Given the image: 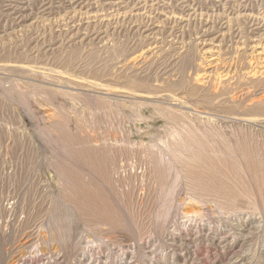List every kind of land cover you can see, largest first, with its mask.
<instances>
[{
	"label": "rangeland",
	"instance_id": "1",
	"mask_svg": "<svg viewBox=\"0 0 264 264\" xmlns=\"http://www.w3.org/2000/svg\"><path fill=\"white\" fill-rule=\"evenodd\" d=\"M263 48L264 0H0V264H264Z\"/></svg>",
	"mask_w": 264,
	"mask_h": 264
},
{
	"label": "bare ground",
	"instance_id": "2",
	"mask_svg": "<svg viewBox=\"0 0 264 264\" xmlns=\"http://www.w3.org/2000/svg\"><path fill=\"white\" fill-rule=\"evenodd\" d=\"M264 49V48H263ZM257 50V49H256ZM260 52H261V50H260ZM211 56V55H210ZM263 69V68H262ZM253 73V72H252ZM202 135V134H201ZM201 137V136H200ZM203 138H205V136L203 137ZM200 139V138H199ZM198 140V139H197ZM207 140V139H206ZM182 143V142H181ZM171 145V144H170ZM193 146H196V151L197 152H200V153H206V154H212V155H215L216 153H218L219 151L217 150V144H215V143H213V142H209V140H207V141H195V140H193L192 138H189V140L186 142V143H184L183 144V147H186L189 151H193V152H195L194 151V147ZM171 147V146H170ZM158 148V147H157ZM227 148V147H226ZM230 148V147H229ZM225 150V149H224ZM227 150V149H226ZM225 150V151H226ZM229 150V149H228ZM187 153V152H186ZM191 154V153H190ZM201 154V155H202ZM234 154V153H233ZM191 155H194V156H197L196 155V153H194V154H191ZM190 156V155H189ZM193 156V157H194ZM223 156V155H222ZM153 157V156H152ZM186 157V156H185ZM201 157V156H200ZM155 158V157H154ZM190 158V157H189ZM189 158H188V160H189ZM157 159V158H156ZM194 159V158H193ZM209 159V158H208ZM208 159H207V161H208ZM231 159V158H230ZM169 160V159H168ZM210 160V159H209ZM196 161V160H195ZM235 161V160H234ZM181 162V161H180ZM189 162V161H188ZM191 162V161H190ZM192 162H193V160H192ZM166 163V162H165ZM175 163V162H174ZM205 163V162H204ZM247 163V162H246ZM195 164V163H194ZM201 164H203V163H201ZM206 164V163H205ZM187 165H188V163H187ZM192 165V164H191ZM230 165L232 166V167H234L235 166V164L233 163V162H231L230 163ZM245 166H247L248 168H250L252 171H254L255 170V168H256V165H255V163H251V161L250 162H248V164H244ZM193 166V165H192ZM197 166H199L198 164H197ZM205 166V165H204ZM207 166V165H206ZM211 166V165H210ZM208 167V169L207 170H205L204 172H202L201 174L202 175H204L206 178V180H209V181H214V180H216L217 179V175H220V172L217 170V169H214V167ZM191 167V166H190ZM195 167V166H194ZM175 168V167H174ZM207 168V167H206ZM237 168H238V166H237ZM192 169V168H191ZM205 169V168H204ZM169 170H170V168H169ZM190 170V169H189ZM220 170V169H219ZM245 170V169H244ZM197 171V170H196ZM242 171V170H241ZM192 172H194V171H192ZM223 172V171H222ZM259 172V171H258ZM182 174V173H181ZM253 174V173H252ZM194 175V174H193ZM234 175V174H233ZM223 176V174L221 175V177ZM249 176V175H248ZM154 177V176H153ZM203 177V176H202ZM253 177V176H252ZM254 177H255V174H254ZM127 178V177H126ZM192 178V177H191ZM180 180V179H179ZM194 180L195 181H197L198 180V177L196 176L195 178H194ZM190 181V180H189ZM202 181V180H201ZM158 182V181H157ZM200 182V181H199ZM194 183V182H193ZM258 183V182H257ZM175 184V183H174ZM198 184V183H197ZM200 185V184H199ZM198 185V186H199ZM220 185V184H219ZM214 186V185H213ZM250 186V185H249ZM258 187V186H257ZM218 188V187H217ZM218 192V191H217ZM226 192V191H225ZM230 193V192H229ZM241 194V193H240ZM246 194V193H245ZM236 195V194H235ZM226 196V195H225ZM250 197V196H249ZM230 199V198H229ZM230 201V200H229ZM263 201V200H262ZM170 203V202H169ZM257 203V202H256ZM247 206H249V205H247ZM169 209V208H168ZM252 212V211H251Z\"/></svg>",
	"mask_w": 264,
	"mask_h": 264
}]
</instances>
